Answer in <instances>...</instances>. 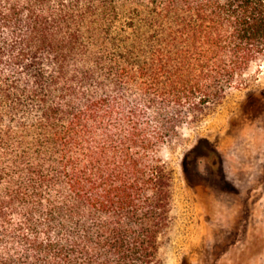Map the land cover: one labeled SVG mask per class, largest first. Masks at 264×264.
<instances>
[{"label": "trees", "instance_id": "obj_1", "mask_svg": "<svg viewBox=\"0 0 264 264\" xmlns=\"http://www.w3.org/2000/svg\"><path fill=\"white\" fill-rule=\"evenodd\" d=\"M263 61L264 0H0L1 235L23 264H160V152Z\"/></svg>", "mask_w": 264, "mask_h": 264}, {"label": "rangeland", "instance_id": "obj_2", "mask_svg": "<svg viewBox=\"0 0 264 264\" xmlns=\"http://www.w3.org/2000/svg\"><path fill=\"white\" fill-rule=\"evenodd\" d=\"M245 82L159 154L174 176L160 264H264V61ZM24 255L21 241L0 233V264Z\"/></svg>", "mask_w": 264, "mask_h": 264}]
</instances>
